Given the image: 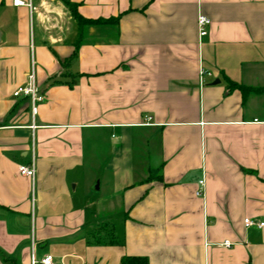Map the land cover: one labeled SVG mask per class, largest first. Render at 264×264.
<instances>
[{
    "label": "crops",
    "instance_id": "0c3cea01",
    "mask_svg": "<svg viewBox=\"0 0 264 264\" xmlns=\"http://www.w3.org/2000/svg\"><path fill=\"white\" fill-rule=\"evenodd\" d=\"M12 1L0 0V264H264V226L243 222H264V0H69L117 21L87 26L66 65L77 26L63 0ZM31 70L34 114L12 95ZM32 159L34 177L20 175Z\"/></svg>",
    "mask_w": 264,
    "mask_h": 264
},
{
    "label": "built area",
    "instance_id": "2783aa9c",
    "mask_svg": "<svg viewBox=\"0 0 264 264\" xmlns=\"http://www.w3.org/2000/svg\"><path fill=\"white\" fill-rule=\"evenodd\" d=\"M13 5L17 6V5H27L30 6V2H24L22 0H13L12 1ZM210 25V19L208 16H206L205 14L199 13L197 15L196 18V27H197V32H198V36L199 37H203L207 34V29ZM211 75V72L206 70L204 67L199 66L198 69V78H199V82L203 83L204 82V76H209ZM12 95L14 97H28L30 99L31 102V113L34 114L36 112V104L37 102L41 101L43 99V95L40 93V91L38 90V87L36 85V81H35V74L34 71L31 70L28 73L27 76V82L24 85L18 86L17 88H15V90L13 91ZM18 173L20 175L23 176H27L29 178H33L35 175V166H34V161L32 159V161L30 162V164H21L18 165ZM199 188L195 191V194L197 196H202L203 195V180L201 179L199 182ZM244 224L245 226H251V225H255L257 227H262L264 226V222L257 220V219H253V218H245L244 219ZM222 245L225 247H229L231 245V243L227 240H224L222 242ZM41 264H54V259L53 256L51 254H45L41 260H40Z\"/></svg>",
    "mask_w": 264,
    "mask_h": 264
},
{
    "label": "trees",
    "instance_id": "16d2710c",
    "mask_svg": "<svg viewBox=\"0 0 264 264\" xmlns=\"http://www.w3.org/2000/svg\"><path fill=\"white\" fill-rule=\"evenodd\" d=\"M63 2L67 5L69 8V11L75 20L76 26H77V37L76 40L74 41L73 44V51L71 54L65 58L62 63L65 65L68 64L73 58L76 57L78 53V48L79 45L81 44V41L84 38V33H85V28L90 25H99V24H109L111 22H116L117 17H112V18H107V19H102V18H97V19H90V18H85L81 16V14L78 13L76 9V4L70 2L69 0H63ZM76 75L72 76V81L76 80ZM119 264H148V261L145 257L141 256H131V255H124L121 257Z\"/></svg>",
    "mask_w": 264,
    "mask_h": 264
},
{
    "label": "water",
    "instance_id": "95a60500",
    "mask_svg": "<svg viewBox=\"0 0 264 264\" xmlns=\"http://www.w3.org/2000/svg\"><path fill=\"white\" fill-rule=\"evenodd\" d=\"M96 187H97V184H96Z\"/></svg>",
    "mask_w": 264,
    "mask_h": 264
}]
</instances>
